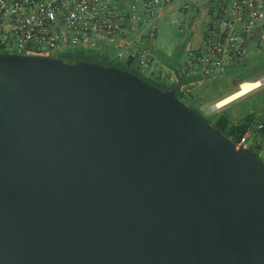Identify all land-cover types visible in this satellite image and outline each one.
I'll list each match as a JSON object with an SVG mask.
<instances>
[{"label":"water","instance_id":"95a60500","mask_svg":"<svg viewBox=\"0 0 264 264\" xmlns=\"http://www.w3.org/2000/svg\"><path fill=\"white\" fill-rule=\"evenodd\" d=\"M179 90L0 54V264H264V161Z\"/></svg>","mask_w":264,"mask_h":264},{"label":"built area","instance_id":"2783aa9c","mask_svg":"<svg viewBox=\"0 0 264 264\" xmlns=\"http://www.w3.org/2000/svg\"><path fill=\"white\" fill-rule=\"evenodd\" d=\"M174 4L175 0H0V51L52 56L73 48L105 52L106 44L112 58L130 59L150 75L157 66L158 21ZM191 6L190 0H180L178 8L185 12ZM203 18L202 41L184 64L185 74L194 80L182 87L184 91L224 75L246 60L251 42H264V0H217ZM250 114L253 120L234 142L264 161V106Z\"/></svg>","mask_w":264,"mask_h":264},{"label":"rangeland","instance_id":"374dc122","mask_svg":"<svg viewBox=\"0 0 264 264\" xmlns=\"http://www.w3.org/2000/svg\"><path fill=\"white\" fill-rule=\"evenodd\" d=\"M182 2V1H181ZM211 3L210 0H202L199 9L205 12V6ZM190 11V10H189ZM200 13V12H199ZM199 15V14H198ZM186 20V21H185ZM199 28H193L189 16L187 17L183 11L166 12L165 15L158 21V35L156 46L162 47L171 51L173 58H177L180 62H186L189 57L190 47L196 45L197 37H200L204 21L196 20ZM184 23V26L181 23ZM201 27V28H200ZM264 67V42L261 44L253 43L250 46L249 55L244 62L230 68L224 75L207 80L204 83H195L185 89L186 96L195 97L202 109L200 111L221 112L226 109L231 115L234 122H238L254 111H259L264 106V83L260 87L254 89L250 93L239 97L230 103L219 108L216 104L225 96L238 91L242 81L241 78H236L232 73L242 70L241 73H250L249 70L254 67ZM250 75V76H249ZM248 81H255L264 77V69L255 74H249ZM163 77H166L163 76ZM205 97L203 101L202 97Z\"/></svg>","mask_w":264,"mask_h":264},{"label":"trees","instance_id":"16d2710c","mask_svg":"<svg viewBox=\"0 0 264 264\" xmlns=\"http://www.w3.org/2000/svg\"><path fill=\"white\" fill-rule=\"evenodd\" d=\"M2 53H7V52L0 51V54ZM52 56L57 59L71 63L77 62L79 60H88L106 66H116L121 69H125L129 72H134L144 80L148 81L151 85L159 86L164 90L172 89L177 85H181V90H179V92L177 93L178 97L181 100H183L187 105L193 107L198 112H200L213 127L221 131L224 135H226L233 141H236L238 139L241 132H243L248 126V124L253 120V117L248 114L247 117H245L244 119L238 122H234L231 115L227 113L226 109H224L221 112H209V113L200 111L199 109L202 108L200 107L199 102L195 99V97L186 96L184 90L182 89V86L184 85L187 86L189 83H191L194 80V78L184 75L177 66L171 63H169L168 66L176 71L178 76V81L173 83H165L161 80L159 76L148 75L140 71L130 59L127 60L114 59L107 52L89 51L81 48H73L60 53L53 54ZM263 69L264 67L260 68L255 66L253 69L249 70L250 73H241L243 71L238 70L237 72L232 73L231 75L235 76L236 78H241L242 81H248L249 74L259 73ZM201 97L204 101L205 97L203 96Z\"/></svg>","mask_w":264,"mask_h":264},{"label":"crops","instance_id":"0c3cea01","mask_svg":"<svg viewBox=\"0 0 264 264\" xmlns=\"http://www.w3.org/2000/svg\"><path fill=\"white\" fill-rule=\"evenodd\" d=\"M211 3H209V5H206L205 6V11L209 10L210 7H213L216 5V1L217 0H210ZM179 2L180 0H175V4L173 5V7L171 9H169L167 12L170 13V12H180L182 11L181 9L178 8L179 6ZM191 2V8L188 10V11H183L186 16L188 17L189 16V19H190V22L192 24V27L193 28H199L198 27V22L196 20L198 19H201L204 21V13L205 12H201V9H199V6L202 2V0H190ZM212 10V9H211ZM200 12V13H199ZM199 14V15H198ZM201 28V27H200ZM203 29V27H202ZM202 38H203V30L202 32H200V37H197L196 39V45L194 46V48H197L201 41H202ZM253 42L250 43V46ZM106 46V50L105 52H107L109 55L111 52H109V49L107 47L106 44H104ZM193 47H190L189 50H192L194 49ZM154 55H155V58H156V61H157V66H156V69L153 71V73H151L150 75H156V76H159L161 78V80L165 83H173V82H177L178 81V76H177V73L174 69L170 68L168 65L169 63L171 64H174L175 66H177L180 71L184 74V64L187 62H180L177 60V58H173V54L171 51H168L162 47H157L156 45L154 46ZM166 77H163L165 76ZM187 76V75H186ZM189 77V76H188ZM186 85H184L185 87ZM183 87V86H182Z\"/></svg>","mask_w":264,"mask_h":264},{"label":"bare ground","instance_id":"6f19581e","mask_svg":"<svg viewBox=\"0 0 264 264\" xmlns=\"http://www.w3.org/2000/svg\"><path fill=\"white\" fill-rule=\"evenodd\" d=\"M260 85H262L261 79H258L255 81H244L243 83H241L240 89L238 91H236V92L230 94L229 96L221 99L216 104V106L220 107V106L226 105V104L230 103L231 101L250 93L254 89L260 87Z\"/></svg>","mask_w":264,"mask_h":264}]
</instances>
